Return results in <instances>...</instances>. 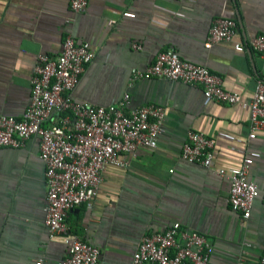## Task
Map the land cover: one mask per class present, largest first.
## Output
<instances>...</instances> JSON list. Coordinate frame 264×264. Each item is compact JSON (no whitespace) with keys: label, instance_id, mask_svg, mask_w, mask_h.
<instances>
[{"label":"crops","instance_id":"0c3cea01","mask_svg":"<svg viewBox=\"0 0 264 264\" xmlns=\"http://www.w3.org/2000/svg\"><path fill=\"white\" fill-rule=\"evenodd\" d=\"M220 14L236 21L234 40L264 33V0H88L81 12L72 11L69 0H0V115L22 117L37 55L57 54L67 34L95 51L71 92L74 100L107 105L128 92L129 107L165 108L157 146L139 149L124 167L108 165L92 204L67 213L70 233L99 248L98 264H130L141 236L168 226L203 234L212 246L208 264H237L239 257L244 264H262L261 194L242 225L228 202L229 179L217 173L240 166L249 109L209 100L200 85L160 77L129 83L133 69L145 68L156 53L168 50L206 65L221 76L226 90L249 100L257 76H264L263 59L249 49L235 50L232 42L204 46ZM189 129L213 138L210 168L179 156ZM246 147L260 152L248 171L260 186L264 130ZM38 154L35 137L20 147L0 146V264H57L66 255L68 244L48 237L43 222L45 166Z\"/></svg>","mask_w":264,"mask_h":264},{"label":"built area","instance_id":"2783aa9c","mask_svg":"<svg viewBox=\"0 0 264 264\" xmlns=\"http://www.w3.org/2000/svg\"><path fill=\"white\" fill-rule=\"evenodd\" d=\"M88 0H69L70 9L81 12ZM111 19L109 22L113 23ZM236 21L222 14L208 28L204 46L220 41L232 42L237 51L249 49L263 59L264 33L248 40H234ZM134 47H139L134 44ZM95 56V51L70 34L64 36L55 55L39 53L30 80V99L20 118L0 115V146L20 147L35 137L39 157L44 163L46 204L43 222L48 237L68 244L67 252L57 264H98L100 250L94 244L70 233L67 213L80 204L91 205L102 183V172L108 165L124 167L128 157L141 148H155L164 131L165 108L147 103L129 107V93L107 105L78 102L71 92L82 72ZM151 77L200 85L209 100L238 104L250 111L249 131L240 166L217 173L229 179L228 202L240 213V224L250 215L254 197L260 193L264 202V179L260 186L248 178L249 167L260 152L246 143L264 130V76L255 80L252 96L244 100L239 93L226 90L219 74L206 65L161 50L145 68H135L129 83ZM233 139L232 135L224 134ZM121 155H127L121 157ZM214 140L202 131L189 129L179 151L181 159L206 168L213 164ZM212 246L206 237L194 230L168 226L162 231L144 233L132 253L130 264H208ZM264 264V257L261 259ZM34 264H41L40 260ZM237 264H244L239 257Z\"/></svg>","mask_w":264,"mask_h":264}]
</instances>
